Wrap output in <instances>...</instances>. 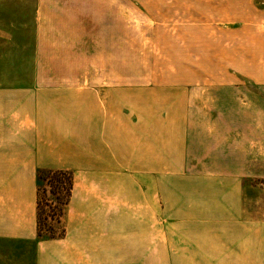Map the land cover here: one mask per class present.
<instances>
[{
	"label": "rangeland",
	"instance_id": "rangeland-1",
	"mask_svg": "<svg viewBox=\"0 0 264 264\" xmlns=\"http://www.w3.org/2000/svg\"><path fill=\"white\" fill-rule=\"evenodd\" d=\"M49 85L93 86L128 141L156 118L160 161L178 168L186 145V169L160 171L158 235L104 213L71 233L68 204L46 223L53 238L37 234V175L19 207L0 171V264H173L167 231L237 188L239 209L264 219V0H0V98Z\"/></svg>",
	"mask_w": 264,
	"mask_h": 264
},
{
	"label": "crops",
	"instance_id": "crops-1",
	"mask_svg": "<svg viewBox=\"0 0 264 264\" xmlns=\"http://www.w3.org/2000/svg\"><path fill=\"white\" fill-rule=\"evenodd\" d=\"M16 91L0 98V171L12 173L16 191L33 186L39 168L74 170L78 178L69 202V232L85 221L94 225L104 213L121 215L137 229L156 227L158 235V177L160 171L186 169V161H181L186 145L178 168L162 163L157 119L149 122L145 139L136 135L128 141L119 120L106 114L102 93L91 85L25 86ZM173 147L174 143L164 148L167 155ZM129 172L135 175L128 184ZM19 192L14 197L21 207L24 196ZM219 199L214 209L184 211L183 225L167 231L173 264L178 252L209 256L225 250L230 254L218 260L208 257L207 264H264V219L239 209L243 200L239 188Z\"/></svg>",
	"mask_w": 264,
	"mask_h": 264
},
{
	"label": "trees",
	"instance_id": "trees-1",
	"mask_svg": "<svg viewBox=\"0 0 264 264\" xmlns=\"http://www.w3.org/2000/svg\"><path fill=\"white\" fill-rule=\"evenodd\" d=\"M37 180V234L40 237L47 235L53 238L57 236L54 228L49 225L48 229L45 230V226L49 219H55L60 223L64 208L69 204L72 196L73 172L67 169H39ZM44 182L50 189L42 185ZM48 192L52 194V199L47 197ZM61 233L64 234V229Z\"/></svg>",
	"mask_w": 264,
	"mask_h": 264
}]
</instances>
